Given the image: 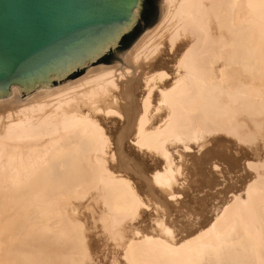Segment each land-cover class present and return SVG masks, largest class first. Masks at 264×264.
Wrapping results in <instances>:
<instances>
[{
    "label": "bare ground",
    "instance_id": "6f19581e",
    "mask_svg": "<svg viewBox=\"0 0 264 264\" xmlns=\"http://www.w3.org/2000/svg\"><path fill=\"white\" fill-rule=\"evenodd\" d=\"M161 7L120 63L0 98V264H103L93 233L107 264H264V157L227 186L210 146L191 169L209 191L168 200L179 147L264 141V0Z\"/></svg>",
    "mask_w": 264,
    "mask_h": 264
},
{
    "label": "water",
    "instance_id": "95a60500",
    "mask_svg": "<svg viewBox=\"0 0 264 264\" xmlns=\"http://www.w3.org/2000/svg\"><path fill=\"white\" fill-rule=\"evenodd\" d=\"M162 0H0V98L51 87L85 63L120 62Z\"/></svg>",
    "mask_w": 264,
    "mask_h": 264
},
{
    "label": "rangeland",
    "instance_id": "374dc122",
    "mask_svg": "<svg viewBox=\"0 0 264 264\" xmlns=\"http://www.w3.org/2000/svg\"><path fill=\"white\" fill-rule=\"evenodd\" d=\"M155 25V24H154ZM151 28H153V26H151V27H149V28H147V29H151ZM147 29H145L144 31H146ZM144 31L142 32V33H144ZM141 33V34H142ZM141 36V35H140ZM137 40V39H136ZM134 44V43H133ZM133 44L131 45V46H133ZM130 46V48H132ZM160 47L163 49L164 47H165V45L164 44H161L160 45ZM166 48V47H165ZM164 48V49H165ZM130 50V49H129ZM129 50H127V51H129ZM126 51V52H127ZM168 52L170 53V51L168 50ZM148 61V60H147ZM116 62H114V63H110L109 65H113V64H115ZM120 63V62H119ZM223 63H224V61L222 60V59H218L217 61H216V65L218 66V67H222V65H223ZM98 65H106V66H108V64H106V63H98V64H95V65H91V67H95V66H98ZM86 69H87V67H82V68H80V69H78V70H73V72L71 73V74H69V76H67L65 79L66 80H62V81H67V80H74V79H76L77 77H80V76H82L84 73H85V71H86ZM132 68H129L128 70L127 69H125L124 71H125V73H128L126 76L125 75H123L122 73H121V69H120V71L118 70V72H120V74H121V76H119L118 75V77H116V79H117V81H125V80H127V76L129 77V76H131L130 74L131 73H133L132 72ZM141 70L140 69H138V72H137V74L140 72ZM118 72L116 71V74H118ZM172 79V75L170 74V75H168L167 76V79ZM128 81H130V80H128ZM123 85H125V83H123L122 85H120L119 87L118 86H116V85H114L112 88H115V90H120V89H122L123 88ZM157 86V85H156ZM157 88V87H156ZM111 93V92H110ZM25 95H23V97H24ZM119 118H121V117H119ZM213 136H216L217 137V139H211L210 141H208L207 143H205L203 146L202 145H196V144H194V143H192L190 146V148L191 149H189V147L187 148L186 147V149L184 148V147H179L178 148V152L176 151V155H178V154H180V158H178V160L179 161H181V164H182V167H181V171H182V173H181V175L179 176V181H178V186L180 185H182L181 187L179 186V188H181V191H179V193L180 194H183V195H179V193H177L176 194V196L175 197H169L168 196V200H173L174 202H175V199L176 200H181L182 202H188L189 204L191 203V201L196 197V196H201V195H203V194H201V193H205V191L206 190H208L209 188H208V186H205L206 185V183H208L207 182V176L204 178V177H201V176H199V175H196V174H194V171L193 170H191L192 168H194L193 166H192V163L195 161V159L198 157V156H201L203 153H205L209 148H210V146L211 147H213V149L215 148L216 149V147H217V153H219L218 155H220L221 157H223V159L221 158V166H219L218 168L216 167V169L214 168V167H212V168H214L215 170H217V171H219L218 173L216 172V174L214 173V171H212V169H208V171L209 170H211V171H209V177H210V179H212V181H214V182H211V184H215V185H218L217 186V188L219 187H223V174H224V176H227V177H225L227 180L224 182L227 186H229L230 185V183H229V176L231 175V173H232V176H231V179H232V181H234V178L236 179V177L237 176H239V177H237V179L238 178H240V176H242L239 180H238V184H239V181H241V179L242 178H244L245 176H247L248 175V173H249V171H250V169L246 166V163H247V161H249V159L251 158V159H255V157H256V155L258 154V155H261L262 157H264V141L261 139V137H259V138H257L256 140H254L252 143H247V142H244V141H242V140H234V138H232V137H230V136H225V137H223V138H218L219 136H224V135H221V134H217V135H212V137ZM225 140V141H224ZM131 141H133V140H131ZM226 145H229V146H227V147H225ZM201 146V147H200ZM220 146H222V147H220ZM224 146V147H223ZM195 147V148H194ZM198 148V149H197ZM192 149H194V150H192ZM196 149V150H195ZM214 149V150H215ZM190 150V151H189ZM206 150V151H205ZM215 150V151H216ZM180 152V153H179ZM185 152V153H184ZM195 152V153H194ZM201 152V153H200ZM203 152V153H202ZM260 153V154H259ZM168 154H170L169 152H168ZM200 154V155H199ZM233 154V155H232ZM190 157H189V156ZM225 155V156H224ZM219 156V157H220ZM227 156H228V158H227ZM225 157V158H224ZM237 157V158H236ZM243 157V158H242ZM238 158H240L241 159V161H240V159H238ZM224 159H225V161H224ZM234 159H237V160H239L238 162H236V163H238V165L240 166V169L238 168L239 166L235 163V160ZM186 160V161H185ZM223 160V161H222ZM227 160V161H226ZM234 160V161H233ZM236 160V161H237ZM223 162V163H222ZM224 162H225V165H223L224 164ZM229 164V165H226L227 163ZM241 162V163H240ZM231 163H232V165H231ZM243 163H245L244 165H243ZM237 165V166H234V165ZM241 164V165H240ZM231 165V166H230ZM242 165H243V167H242ZM224 166H226L225 168H224ZM184 167H186V170H185V168ZM228 167V168H227ZM230 167V168H229ZM234 167H236V168H234ZM210 168V167H209ZM221 168H223V169H225L223 172H222V170L223 169H221ZM244 168H246L245 170H244ZM220 169H221V171H220ZM235 169H236V171H235ZM239 170H241V171H243V172H239ZM184 171H185V173H184ZM207 171V172H208ZM226 171V173H224ZM230 171H231V173H230ZM233 171V172H232ZM190 172V173H189ZM211 172H213L212 174H210ZM222 173V175H220L221 173ZM193 173V174H192ZM220 173V174H219ZM229 173H230V175H229ZM238 175H237V174ZM244 173V174H243ZM220 175L221 176V182H220V177H218L217 176V178L215 179V175ZM227 174V175H226ZM237 176H236V175ZM245 175V176H244ZM234 177V178H233ZM199 178V179H198ZM207 178V179H206ZM219 178V179H218ZM188 179V180H187ZM215 179V180H214ZM230 179V180H231ZM184 180H185V182H184ZM204 180V181H203ZM219 180V181H218ZM243 180V179H242ZM182 181V182H181ZM200 183H199V182ZM202 181V182H201ZM206 181V182H205ZM218 183H217V182ZM228 181V182H227ZM181 182V183H180ZM219 182H220V184H222V186L219 184ZM203 183V184H202ZM229 183V184H228ZM233 183V182H232ZM232 183H231V185L230 186H232ZM235 183H237V180H236V182ZM235 183H233V185H237V184H235ZM189 184V185H188ZM193 184V185H192ZM205 184V185H204ZM225 184H224V186H225ZM186 185V186H185ZM185 186V187H184ZM202 186H205V187H207V188H204L203 187V189H202ZM210 187V186H209ZM200 188H201V190H200ZM199 189V190H198ZM191 190V191H190ZM194 190H196V191H194ZM202 190H204V191H202ZM199 191H201L200 192V194H199ZM209 191V190H208ZM185 192H187V194L185 193ZM198 192V193H197ZM192 193V194H191ZM193 193H195V194H193ZM185 194V195H184ZM191 194V195H190ZM187 195V196H186ZM192 195H195V196H192ZM184 198H183V197ZM180 197V198H179ZM181 197H182V199H181ZM185 197H186V199H189V200H187V201H185ZM191 198H192V200H191ZM171 200V201H172ZM178 200V201H179ZM179 202L178 204H181L182 202ZM177 202V201H176ZM187 203V204H188ZM152 204H150V207L149 206H147V207H145L146 208V210L147 211H152V212H155L154 211V209L152 208ZM149 208V209H148ZM99 233H93V236L91 237V239H92V243H94L95 244V249H96V251L98 252V257H100V260H99V258H97L99 261H103L104 263L103 264H107L106 263V259L104 258V255H103V253H104V249H105V244H104V241L100 238L101 236H100V234L98 235ZM102 241H101V240ZM100 242V243H99ZM103 243V244H102ZM101 246V247H100ZM101 248H103V249H101ZM1 249H2V240H1V234H0V251H1ZM102 250V251H101ZM102 252V253H101ZM102 263V262H101Z\"/></svg>",
    "mask_w": 264,
    "mask_h": 264
}]
</instances>
